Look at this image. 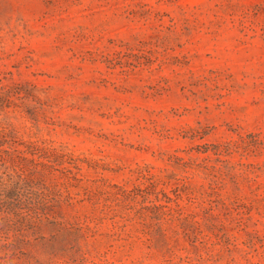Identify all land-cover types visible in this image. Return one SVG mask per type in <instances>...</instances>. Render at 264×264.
I'll list each match as a JSON object with an SVG mask.
<instances>
[{
	"label": "rangeland",
	"instance_id": "374dc122",
	"mask_svg": "<svg viewBox=\"0 0 264 264\" xmlns=\"http://www.w3.org/2000/svg\"><path fill=\"white\" fill-rule=\"evenodd\" d=\"M0 264H264V0H0Z\"/></svg>",
	"mask_w": 264,
	"mask_h": 264
}]
</instances>
